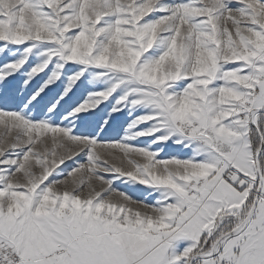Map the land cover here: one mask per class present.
<instances>
[{
	"label": "snow or ice",
	"instance_id": "1",
	"mask_svg": "<svg viewBox=\"0 0 264 264\" xmlns=\"http://www.w3.org/2000/svg\"><path fill=\"white\" fill-rule=\"evenodd\" d=\"M0 264H264V0H0Z\"/></svg>",
	"mask_w": 264,
	"mask_h": 264
},
{
	"label": "rangeland",
	"instance_id": "2",
	"mask_svg": "<svg viewBox=\"0 0 264 264\" xmlns=\"http://www.w3.org/2000/svg\"><path fill=\"white\" fill-rule=\"evenodd\" d=\"M115 187L119 190L125 191L127 193H130L131 195H133V197H140L141 193L139 191H134L133 189L127 187L126 185L116 182L115 183Z\"/></svg>",
	"mask_w": 264,
	"mask_h": 264
}]
</instances>
